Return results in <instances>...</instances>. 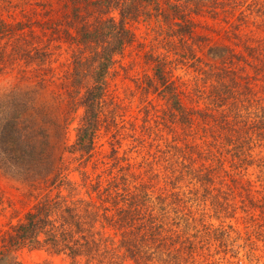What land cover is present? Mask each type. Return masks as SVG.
<instances>
[{
    "label": "trees",
    "instance_id": "1",
    "mask_svg": "<svg viewBox=\"0 0 264 264\" xmlns=\"http://www.w3.org/2000/svg\"><path fill=\"white\" fill-rule=\"evenodd\" d=\"M57 1L61 18L23 22L9 21L2 12L21 9L26 17L30 0H0V76L22 64L24 74L38 78L27 88L0 91V171L25 185L34 200L17 223L0 228V264H22L18 252L24 248L45 250L69 264H258L259 242L264 247V156L256 159L252 151L255 138L264 144V0ZM196 16L220 18L226 33L236 36L230 44L209 46L218 51L215 59L198 54L212 39L198 33ZM250 19L260 31L252 44L238 34ZM153 20L156 38L168 50L145 54L153 71L145 78L148 91L166 102L171 122L192 128L198 119L212 130L209 145L197 152L176 138L167 142L164 178L151 169L144 178L115 149L96 157L98 134L109 117L114 120L106 109L108 76L136 40L131 24ZM178 43L196 73L188 96L203 98L205 107L184 104L169 69L185 59ZM64 52L68 70L59 89L50 90L53 64ZM246 62L255 72L253 85L239 71ZM239 79L245 80L240 92ZM79 109L76 138L69 144ZM196 153L209 164L195 166ZM227 160L233 171L254 167L259 188L234 179L228 191L214 192L217 179L233 175ZM161 178L172 191L157 186ZM189 180L210 203L206 226L188 215Z\"/></svg>",
    "mask_w": 264,
    "mask_h": 264
},
{
    "label": "rangeland",
    "instance_id": "2",
    "mask_svg": "<svg viewBox=\"0 0 264 264\" xmlns=\"http://www.w3.org/2000/svg\"><path fill=\"white\" fill-rule=\"evenodd\" d=\"M21 1V0H16ZM44 1V2H43ZM17 4L18 2H14ZM21 3V2H19ZM57 0H30L27 5V16L25 17L21 9L14 11V14L9 12H2V16L9 21H26L34 22L35 20H46L51 17L53 19L61 18L60 6ZM44 4V5H43ZM49 10V16H45L43 12ZM198 23V33L204 36H211V42L206 44L204 51H199L198 54L208 59H215V52L217 50L209 51L210 45L230 44L235 40V34L226 33L227 24L222 19H212L209 16H196ZM250 19L249 24L238 34L245 35L246 40L250 44L254 43L255 37L260 33L257 31L255 24H252ZM131 27L136 33V40L133 44L128 46L124 53L116 58V63L111 69L108 76V90L106 93V109L110 116L107 124H105L97 138L98 154L97 158L106 157L113 149L117 150L119 156L128 159V162L134 166L139 172H143L144 178H147L145 170L151 169L160 174V177H165V169L167 167L166 143L173 139H178L179 144L185 145L188 143L190 148L205 149L212 138V130L201 124L198 119L194 121L193 127L182 125L181 123H173L170 120L168 105L156 93L148 91L146 87L145 78L152 75V67L146 61L145 54L149 50H156L155 52L167 51L168 44L156 38L157 24L153 20L133 22ZM28 30V29H26ZM232 32V31H231ZM239 36V35H238ZM45 38V37H44ZM5 41V40H4ZM183 44H177V51L180 54H185L184 57H179L178 60L172 62L169 69H172L173 78L182 90V98L184 104L188 107H205L206 102L203 98H196L195 96H188L191 92L189 89L196 81L194 75L196 73L188 66V51ZM236 48L240 49L236 46ZM185 50V51H184ZM182 56V55H181ZM68 54L66 52L60 57L59 62L53 65L56 68L55 84L50 86V90L59 89L58 84L64 80L65 71L67 67ZM185 61V62H183ZM250 61H253L251 59ZM63 62V64H62ZM252 63L246 62L241 65L240 74L246 76L255 84V72L251 68ZM245 67V69L243 68ZM0 76V91L4 89H11L13 87L27 88L34 84L38 78H33L31 72L25 74L22 72L24 66L19 64ZM29 70V69H28ZM239 92L245 84V80L239 79ZM189 92V94H188ZM236 94L239 92L235 90ZM83 113V109H79L73 116L74 121L71 123L68 131V143L72 144L76 138V127L79 123V118ZM201 118V117H197ZM254 139V147L252 151L253 157L260 158L264 156V144ZM195 166L204 167L209 163L205 159L195 154ZM204 162V163H203ZM204 164V166H202ZM228 171L233 173L232 176H227L225 180L217 179L215 182V191H228V186H233V180H237L240 184L251 181L252 189L257 190L259 184L257 182L254 167H244L240 170H234L230 166V161L225 162ZM92 163L89 165V169ZM142 170V171H140ZM78 177L77 174H75ZM157 186L166 188L167 191H172L171 185H165L164 179ZM185 186V184H183ZM186 187V186H185ZM187 188V187H186ZM199 188L198 192L197 189ZM237 188H240L238 185ZM184 189V188H183ZM169 191V192H170ZM235 191H237L235 187ZM168 192V193H169ZM234 195V194H232ZM204 198V200H203ZM240 195H235V201H240ZM34 200L27 195V187L20 182L9 178L0 171V228L7 230L11 224L18 222L23 217L27 209L33 204ZM210 203L203 197L200 186L188 181V215L199 216L200 224L206 226L210 218ZM214 222V221H213ZM231 223L239 225L244 228L241 220L237 223L235 219ZM202 244V241H200ZM206 243V242H205ZM261 249L256 252L259 261L258 264H264V247L259 242ZM19 260L22 264H69V262L59 256H52L45 250L24 248L18 252ZM245 264H250L245 261ZM256 264V263H255Z\"/></svg>",
    "mask_w": 264,
    "mask_h": 264
}]
</instances>
